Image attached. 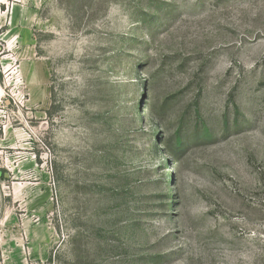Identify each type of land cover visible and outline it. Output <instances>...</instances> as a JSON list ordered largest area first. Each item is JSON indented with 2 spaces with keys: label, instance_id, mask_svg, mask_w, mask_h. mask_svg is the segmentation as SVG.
Returning <instances> with one entry per match:
<instances>
[{
  "label": "rangeland",
  "instance_id": "rangeland-1",
  "mask_svg": "<svg viewBox=\"0 0 264 264\" xmlns=\"http://www.w3.org/2000/svg\"><path fill=\"white\" fill-rule=\"evenodd\" d=\"M0 264H264V0H0Z\"/></svg>",
  "mask_w": 264,
  "mask_h": 264
},
{
  "label": "trees",
  "instance_id": "trees-1",
  "mask_svg": "<svg viewBox=\"0 0 264 264\" xmlns=\"http://www.w3.org/2000/svg\"><path fill=\"white\" fill-rule=\"evenodd\" d=\"M111 84V83H110ZM50 93H51V105H50V109L48 110V115L50 117H53L58 109V104L56 102V93H55V88L52 86L51 89H50ZM93 93H100L99 90H95V87H92V94ZM107 104L110 103V100L109 101H106Z\"/></svg>",
  "mask_w": 264,
  "mask_h": 264
}]
</instances>
